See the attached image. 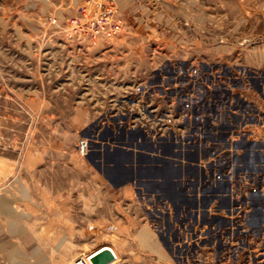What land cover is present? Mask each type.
<instances>
[{
	"label": "rangeland",
	"instance_id": "rangeland-1",
	"mask_svg": "<svg viewBox=\"0 0 264 264\" xmlns=\"http://www.w3.org/2000/svg\"><path fill=\"white\" fill-rule=\"evenodd\" d=\"M91 1L0 0V187L35 188L0 264H264V176L241 210L218 183L264 172V0H94L105 41Z\"/></svg>",
	"mask_w": 264,
	"mask_h": 264
},
{
	"label": "built area",
	"instance_id": "built-area-1",
	"mask_svg": "<svg viewBox=\"0 0 264 264\" xmlns=\"http://www.w3.org/2000/svg\"><path fill=\"white\" fill-rule=\"evenodd\" d=\"M91 5L94 9V17L92 18V22L90 23V26L88 29L83 27L79 20H72L71 25L73 28H75L77 31L78 30H88L91 38L93 40H108L111 39L118 34L122 32L123 28V22L121 19V16H119L117 10H114L112 8H107L103 6L102 4L98 2H94V0L91 1ZM243 128V127H242ZM243 136H245V133H241ZM242 136V137H243ZM250 141L248 138L247 141ZM81 155H86L89 152V142L87 140H82L79 143L78 147ZM232 167V166H231ZM255 170L262 169L261 171L264 170L262 165H258L254 167ZM253 170V168H252ZM252 170H248L246 165L242 164H234L233 168L229 172L226 173H219V176L221 179L219 180L218 183H220V186H230V202L231 205L234 203V206L236 210H241L243 208V202L242 198L244 197L241 190L245 189L248 192V188L250 191L248 192L249 195H252L256 193L255 187H254V182L256 180L257 176H264V172H254ZM231 176L230 179H227V177ZM240 189L237 191V189ZM235 189V191H234ZM262 192V191H261ZM260 192V193H261ZM259 193V192H258ZM227 197V196H226ZM231 225H236L237 227L234 228L235 231H237V228H242L243 227V220L242 217H235L226 219ZM209 223V219L207 220ZM261 222L259 223L257 220L254 221L253 226L255 228L261 227ZM234 227V226H233ZM232 227V228H233ZM207 231V228H205L204 232ZM92 256H88L86 258H81L78 261V264H90Z\"/></svg>",
	"mask_w": 264,
	"mask_h": 264
},
{
	"label": "crops",
	"instance_id": "crops-1",
	"mask_svg": "<svg viewBox=\"0 0 264 264\" xmlns=\"http://www.w3.org/2000/svg\"><path fill=\"white\" fill-rule=\"evenodd\" d=\"M0 210L3 211V216L5 215L6 219L0 217V250L4 251V248H9V243H6L5 240H15L20 236V214L19 207L20 203L27 202L33 203L35 201V188L32 185L27 184V186H23L22 190H20V179L19 177L13 180L10 184L3 185L0 187ZM22 193V194H20ZM20 195L22 197L20 198ZM31 239H29V243ZM143 246H145L143 244ZM40 251V254L45 258L47 264L49 263L48 258L51 254L46 250L42 253L40 248H34L33 252H29L27 254L21 253L19 249L16 250V256H28V257H36L37 252ZM60 255V254H59Z\"/></svg>",
	"mask_w": 264,
	"mask_h": 264
},
{
	"label": "water",
	"instance_id": "water-1",
	"mask_svg": "<svg viewBox=\"0 0 264 264\" xmlns=\"http://www.w3.org/2000/svg\"><path fill=\"white\" fill-rule=\"evenodd\" d=\"M120 156H122V154H120ZM125 184H127V179L123 180V182L118 187L124 186ZM114 261L115 256L109 248L100 250L91 258V264H111Z\"/></svg>",
	"mask_w": 264,
	"mask_h": 264
},
{
	"label": "bare ground",
	"instance_id": "bare-ground-1",
	"mask_svg": "<svg viewBox=\"0 0 264 264\" xmlns=\"http://www.w3.org/2000/svg\"><path fill=\"white\" fill-rule=\"evenodd\" d=\"M171 173H172V175L173 174H176V175H178V173H179V171L177 170V172L175 171V170H172L171 169V171H169V173H168V177H171ZM159 175V174H158ZM151 176V175H150ZM160 176V175H159ZM183 176V175H182ZM179 183V182H178ZM170 192V191H169ZM141 238V243L142 244H144V245H151V246H148L150 249H152V250H158V249H156L157 247H156V244L155 243H150V240H152V238H151V234H149V233H143L142 234V236L140 237ZM160 245V244H159ZM160 247V246H159Z\"/></svg>",
	"mask_w": 264,
	"mask_h": 264
}]
</instances>
